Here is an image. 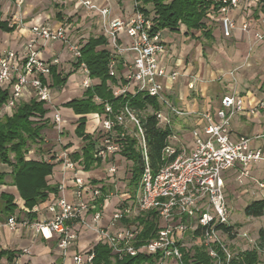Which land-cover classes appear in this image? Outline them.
I'll use <instances>...</instances> for the list:
<instances>
[{
  "label": "built area",
  "instance_id": "2783aa9c",
  "mask_svg": "<svg viewBox=\"0 0 264 264\" xmlns=\"http://www.w3.org/2000/svg\"><path fill=\"white\" fill-rule=\"evenodd\" d=\"M52 1L70 7L75 14L81 10L91 14L89 21H95L107 40L109 74L116 79L109 84L113 95L141 93L155 99L160 109L151 115L167 126L171 117L193 119V143L191 147L183 144L176 148L170 144L172 135L163 150L168 162L155 174L148 159L141 119L146 116L128 106L114 113L106 104L105 112L95 115L98 126L94 133L99 130L101 135L95 138L94 156L103 165H110L106 169L108 180L94 184L91 176L83 171L81 161H74L65 148L48 160L61 166L57 194L50 195L46 202L32 210L21 206L13 215L0 220V228L12 232L28 228L43 241L55 240L61 264H93L94 248L98 244L111 250L114 261L144 255L150 260L141 264H204L199 257L204 254L210 264H233L246 251L241 250L238 242L254 243V240L246 232L239 233L231 224L227 179L235 175L242 183L243 179L250 178L253 165L262 163L264 166V148L258 145L264 138V127L252 136L236 135L233 120L236 117L252 120L260 109L249 107L245 97L234 93L222 95L216 109L184 110L176 102L174 92L183 76L180 65H171V51L163 31L154 30L152 16L138 10L136 3L129 16L112 18L113 0ZM214 1H222V6L216 9L212 5L207 18L213 25L211 28L217 27L222 38L228 40L243 33L264 42V3L255 16L244 13L248 10L242 4L244 0ZM17 21L23 25L22 17ZM71 25L66 18L60 23L36 22L29 27L30 34L18 49L0 51V89L8 92L0 117L12 116L22 102H42L50 110L49 120L58 133V144L65 128L61 108L54 102L52 70L58 69L62 60L56 55L48 59L41 55L60 43L70 61L78 64L86 41L73 39ZM78 71L85 75L81 83L85 92L94 85L93 79L85 63L80 64ZM95 101L101 102L99 98ZM260 106L264 108V103ZM129 122L138 131L134 138L145 159L135 196L130 192L116 195L111 189L103 190L105 185L116 184L113 177L118 167L112 161L129 136L124 130ZM259 186L264 189L263 183ZM112 198L116 200L110 203ZM30 213L36 214V220L28 218ZM147 213L155 214L157 226L152 237L141 242L144 225L138 218ZM83 240L87 242L85 246H82ZM30 256L31 249L23 248L11 264H24V258Z\"/></svg>",
  "mask_w": 264,
  "mask_h": 264
},
{
  "label": "trees",
  "instance_id": "16d2710c",
  "mask_svg": "<svg viewBox=\"0 0 264 264\" xmlns=\"http://www.w3.org/2000/svg\"><path fill=\"white\" fill-rule=\"evenodd\" d=\"M55 3L61 7L65 6L62 3ZM135 3L138 10L149 16L151 12L148 10V6H152L155 13L152 16L155 31L179 32L181 25H184L186 34L202 31V34L209 40L213 39V31L212 28L206 26L204 19L207 18L212 5L216 9L222 6V1L215 2L214 0H135ZM58 18H62L61 12L58 13ZM16 29V25H11L9 21L3 20L0 5V31L13 33ZM106 45L107 40L104 37H91L88 39L82 48V59L75 66L79 68L81 63H85L90 71L91 79L97 80L99 83L87 89L82 98H75L63 105L65 108L72 109L76 115L81 116L77 121L75 134L83 141L84 145L80 148V151L71 153V158L74 161L80 159L84 168L83 171L87 174L91 170L101 169L97 170L99 176L89 174L94 184L104 183L108 180V176L104 172L103 162L94 156L97 141L92 135L86 133L88 121L86 116L89 114H103L106 104L112 107L114 113H118L126 106L139 114L148 106H152L155 111L160 109L155 99L141 93L136 96L115 97L113 95L109 84L116 82V79L109 74L110 53L105 48ZM52 73L53 88L59 89L64 88L68 79L74 74V72H69L64 75L56 67L53 68ZM95 98H99L101 102L97 103ZM7 99L8 92L0 89V108ZM50 114V110L45 107L44 103L31 100L20 103L12 116L4 115L0 117V162L9 169L0 171V220L13 215L21 207L18 202L19 199L23 201L24 207L32 210L36 205L46 202L50 195L58 192L56 173L54 176V169L58 165L49 162L46 156L38 157L34 154L28 156L29 151H31V144H36L37 141L42 142L43 132L50 123ZM141 119L148 145V159L156 174L168 162L164 158L163 150L168 145V140L173 135V131L170 127L160 128L156 116L147 115L141 117ZM117 129L122 130V127H117ZM69 147V145L66 146L67 149ZM119 155L133 163L134 169L130 181V192L135 194L139 188L145 166V159L138 149L137 140L127 136ZM57 172L59 173L60 170ZM8 177L12 178L11 183L7 182ZM3 186L16 187L18 195L15 196L1 190ZM109 186L105 185L103 190L108 192ZM244 213L247 217L260 218L264 216V199L248 205ZM28 218L34 221L36 220V214L30 213ZM138 219L144 225V231L140 239L141 242H145L154 234L157 218L154 213H147ZM259 240V248H264V229L259 231ZM19 251L0 250V264L3 259L11 264ZM94 251L93 264H141L150 260L147 256L138 255L135 257L126 256L122 259L117 258L114 261L111 250L102 244L95 246ZM199 257L204 264H210L204 254H200ZM233 264L262 263L260 262L258 250L254 248L242 252Z\"/></svg>",
  "mask_w": 264,
  "mask_h": 264
},
{
  "label": "rangeland",
  "instance_id": "374dc122",
  "mask_svg": "<svg viewBox=\"0 0 264 264\" xmlns=\"http://www.w3.org/2000/svg\"><path fill=\"white\" fill-rule=\"evenodd\" d=\"M261 3H264V0H244L242 4L248 8L244 13L255 15V13L260 11V7L262 6ZM0 5L2 7L3 15L11 23H13L12 21H14V18L18 13L19 16L23 17L22 24L28 20H32V18H41L50 23L65 22L66 18L68 23L70 25L72 24L71 26L73 30H71V33H73L72 36L74 40L81 42L86 41L87 43L88 39L91 37H102L95 21H89V18L91 17L90 13H85L81 10L79 14H75L71 11L70 7H61L56 4L55 1L52 2V0H0ZM112 5L115 14L123 15V11L126 13L132 11L135 5V0H113ZM148 10L151 12V16L155 15L152 6H148ZM59 12H61L62 15L61 19L58 18ZM208 20L209 19L206 18L204 19V22L208 28H211L213 25H211ZM212 31V40L205 37L204 34H202V31L189 32L186 34L184 28L183 31L171 32L167 30L165 33L166 36L173 40V45L177 47L178 53H176V57L179 60H182L183 76L186 78L184 86L187 87L184 91H188L186 99L191 101L192 105H206L205 107L207 108H215L214 106H211L212 102L215 101L220 105V98L224 94L239 93L242 96L244 94L247 95L248 101L253 103L252 107H258V109H260L258 112L263 115L262 118L264 121V108L261 109L260 106L261 103H264V54H257L259 48H261L260 50L264 49V42L256 41L250 34H244V37H241V39L234 36L232 39L226 40L222 38L217 27H214ZM183 51L184 53H182ZM66 64L68 65H66L65 70H61L64 75L69 72H76V74L74 75L75 78L68 79L65 87L69 90V93H71L70 95L72 98H80L84 94V89L81 83L85 78V75L81 71H78V68H76L72 61L66 62ZM183 81V77L178 80L174 91L175 93H177V87L179 88ZM98 83L99 82L97 81L93 82L94 85ZM191 84L193 85L192 89L190 88ZM53 92H57L59 97L63 95V91L59 88H56ZM204 92H206V95H204ZM200 95H204V97L200 98ZM176 102L179 104L181 102V97L177 96ZM181 107L183 108L182 105ZM191 109L192 107L185 108L184 110L192 111ZM153 111L154 108L148 106L145 110L141 111V115H151ZM96 118L97 117L94 115V117H90L88 120L91 122L92 119ZM170 121V126L159 122L160 128L165 129L166 127H170L172 129L173 136L170 140V144L176 148L181 147L183 144H188L191 147L193 143L191 134L192 123L189 119L185 117H171ZM97 126L98 124H95V127ZM49 127H51L50 123L48 124V128ZM124 130L131 138H134V134H138V131L130 122L124 127ZM261 130L262 128L259 129V131ZM87 131L89 130H87L86 127V133H88ZM236 131L244 132L243 128H236ZM246 132L249 131L246 130ZM43 134H45V131ZM66 134L73 136L70 131H67ZM66 134L65 132L63 133L64 136ZM89 135H92L95 139L100 136L101 133L97 130L95 133L93 131ZM37 142L38 143L36 144H31V151H29L28 156L34 154L36 149L39 148L40 151L47 154L46 159L49 160L51 155H58L66 148L63 146V149L58 147L57 150H54L57 146V140H53L54 145H50V147L44 149L38 147V145L43 143V140L42 142ZM258 142V145L264 148V138ZM81 143L80 148L84 145L83 141ZM80 161L81 160L79 159V162ZM112 162L117 164L118 169L113 177L116 186L109 184V188L116 195L130 192V181L134 169L133 163L127 161L121 155L115 156ZM109 166V164L103 166L105 173H107L106 169L109 168ZM5 170H9L8 167L0 162V171ZM97 170L101 169H95V171ZM57 171H59L58 167L54 169V176L55 173L57 175ZM70 179L71 176L68 174V181ZM227 180L229 181L226 194L227 202L231 210V224L235 227V230L239 231V233L246 232L250 238L254 240V243L239 241L240 248L242 251L254 248L257 249L260 262L264 264V248H259V231L264 229V216L260 218L247 217L244 213V210L248 205L264 199V189L259 186V183L264 184V166L262 163L253 165L250 170V178L243 179L242 183L236 179L235 175H231ZM10 181H12L11 178L8 179V182ZM2 190L13 192L15 196L18 195L15 189L2 188ZM130 193L133 196L136 195V193ZM115 200L116 198H112L109 201L110 203H113ZM4 264H6V261Z\"/></svg>",
  "mask_w": 264,
  "mask_h": 264
},
{
  "label": "crops",
  "instance_id": "0c3cea01",
  "mask_svg": "<svg viewBox=\"0 0 264 264\" xmlns=\"http://www.w3.org/2000/svg\"><path fill=\"white\" fill-rule=\"evenodd\" d=\"M133 9L131 12H128V13L123 11V14L125 16H129L130 14H132ZM71 11L73 13H75L72 9H71ZM118 16H122V14H115V12H113L112 18H116ZM20 17L21 16H19V13H18L15 16L14 21H12L13 23L9 22L11 25L12 24L17 25V29L13 33H4V32L0 31V51L8 50V49H18L20 47V45L22 44V42H24L25 39L29 36V34H30L29 27L31 25L35 24L36 22L45 21L44 19H41V18H32V20H28V21L24 22L23 25H20L17 21V20H19ZM3 20L8 21L4 15H3ZM22 26H24V27H22ZM183 28L186 30V27L184 25H181L180 30L183 31ZM166 32H167V30L163 31V36H164L165 40L167 41V44L169 45V49L171 51V56H172L171 65H173V64L175 65V63H177L178 65H180L181 72L183 73V70H182L183 68H182V63H181L182 60L181 59L179 60L176 57L177 56L176 53H178L177 47L173 45V43H174L173 40L165 35ZM241 37H244V34L243 33H237L236 38L241 39ZM262 47H263V45H262ZM260 49L261 48H259V50H257V54L258 55L264 54V49L263 50H260ZM182 53H184V51ZM52 55L59 56L62 60V65L58 68V70L59 71L65 70L66 65H68V64H66V62H69L70 58L67 55V53L64 51V49L60 43H57L53 47V50H51V51L48 49L45 50L41 56L45 59L46 58L48 59V58H51ZM75 74H76V72L70 78H75V76H74ZM182 77H183L184 81L182 82V84L179 88L177 87L178 91L176 93L177 96L181 97V102L179 104H181L184 109L190 108V107H192L191 110H198V111L208 109L207 107H205L206 105H204V106H202V105L197 106V104L192 105L191 104L192 102L188 101L186 99L188 96L187 95L188 91L187 90L184 91L185 89H187V87L184 86V84L186 82V78H184V76H181L180 78H182ZM95 81H97V80H93V82H95ZM55 89L56 88H54L53 91ZM61 90L63 91V95L60 97L57 95L58 94L57 92H53L54 93V102H55V104L60 106L61 112L64 116L63 126L65 128L64 129L65 134L67 133V131H70V133H72L73 136L70 134L69 135L66 134L65 136L62 135L60 138L61 143H59V144L57 143V146L55 147L54 150H57L58 147L63 148V146L69 145L70 147L67 150H68V152L73 153L74 151H80V147L82 144L81 143L82 140L80 138H78L75 134V129L77 127V121H78V119L81 118V116L76 115L72 109L63 107L64 104L72 101L75 98H72V96L70 95L71 93H69V90H67L66 87L62 88ZM182 91H184V92H182ZM182 94H184V95H182ZM204 95H206V92H204ZM204 95H200V98L204 97ZM82 97H83V95L80 98H82ZM183 97H184V99H183ZM243 97H245L247 105L249 107H252L253 103L248 101L247 95L243 94ZM211 106H214L215 108H213V107H209V108L216 109L219 107V105L215 101L212 102ZM94 115H96V114H89L86 117H87V119H89L90 117H94ZM262 116L263 115L259 114V115H257V117H255V119L252 118V120H250L249 118H246V117H242V118L236 117L233 120V130H234L235 134L236 135H252V134L258 132L260 128L264 127V125H263L264 121H263ZM189 121L192 124H194L193 119H189ZM95 124H98L97 118L92 119L91 122H89V120H88L86 127H87V130H89V131H87L89 134L95 130V128H96ZM236 128H243L244 132L243 133L237 132ZM246 130L249 132H246ZM67 135H68V137H67ZM57 139H58V133H56L54 127L51 125V127L46 128L45 134H43V143H41L40 145H38V144L37 145H38V147H40L42 149H44L46 147L48 148V147H50V145L51 146L54 145L53 140L56 141ZM38 149H36V152L34 151L35 152L34 155H37L38 157L47 155L46 153H44V152L40 151V149L39 150ZM57 167L59 168V170L61 169L60 165H58ZM98 171L91 170L88 172V174L99 176ZM9 178H11V177L7 178V182H8ZM60 178H61V176H60V172H59L56 175V180L59 182ZM227 181H229V180H227ZM11 182L12 181H10L8 183H11ZM2 188L15 189L17 192L16 187H13V186H3ZM5 192L11 193L14 195L13 192H8V191H5ZM67 195L69 196V193H67ZM18 202H19V205L23 206V201L21 199H19ZM110 205L111 204H109V206ZM86 244H87V242L85 240H83L82 246H85ZM23 248H29V249H31V252H32V256H30L28 258L27 257L24 258V264H61L60 259L57 257L55 240H51L49 242L43 241L40 238V236L39 237L35 236L34 230L28 229V228L27 229L22 228L18 232H12L7 228H2V229L0 228V250L7 249V250L18 251V250H21ZM5 261H6V264H9L6 259H4L1 264H4Z\"/></svg>",
  "mask_w": 264,
  "mask_h": 264
}]
</instances>
